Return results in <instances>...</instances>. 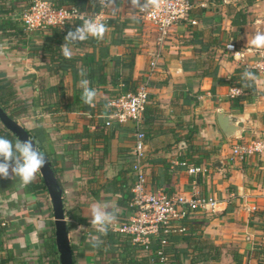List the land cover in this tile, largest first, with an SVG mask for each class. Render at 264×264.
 I'll return each instance as SVG.
<instances>
[{
	"label": "crops",
	"instance_id": "obj_1",
	"mask_svg": "<svg viewBox=\"0 0 264 264\" xmlns=\"http://www.w3.org/2000/svg\"><path fill=\"white\" fill-rule=\"evenodd\" d=\"M31 2L0 0V88L7 94L12 88V119L42 137L40 149L53 162L74 263L108 264L93 248L92 238L103 235L89 223L94 204L131 213L121 205V181L128 176L131 187L135 131L131 123L106 126V104L145 83L150 190L217 201L214 212L189 216L204 223L195 233L210 244L201 243L195 264H264V154L231 155L235 144L264 136V73L252 69L264 61V48L250 44L264 33V0H191L188 19L165 40L140 20L139 7L121 0L115 10L106 5L97 13L107 21L103 39L70 44V59L57 48L65 41H50L48 30H7L10 22L21 25ZM240 69L253 71L255 92L239 88L241 95L231 98L237 87L228 81ZM82 80L97 91L92 105L81 99ZM219 112L238 119L230 139L218 128ZM191 167L207 172L194 177ZM38 180L25 185L19 177H0V264H47L42 245L53 215L47 193L29 186ZM175 248L189 250L181 264L194 262L188 243Z\"/></svg>",
	"mask_w": 264,
	"mask_h": 264
},
{
	"label": "built area",
	"instance_id": "obj_2",
	"mask_svg": "<svg viewBox=\"0 0 264 264\" xmlns=\"http://www.w3.org/2000/svg\"><path fill=\"white\" fill-rule=\"evenodd\" d=\"M100 5L103 8L106 6V4L102 5L101 3ZM192 8L191 0H166L159 11H154L151 7L147 10L138 8V15L142 22L157 31L160 39L165 40L178 25L188 19ZM99 14L94 12L82 13L74 7L69 10H57L49 0H32L31 5L21 13V22L26 31L33 32L39 29L46 30L49 27L61 28L74 20H81L82 22L89 18L100 20ZM227 49L233 50V46L228 45ZM252 69L264 73V61L253 65ZM241 93V89L233 88L230 96L234 98ZM147 103L148 92L145 83L140 84L134 92L110 99L106 104L107 121L105 125L131 123L135 131L131 149L133 180L130 207L133 211L130 215L125 216L122 213H117L116 221L109 226L107 232L118 235L120 238H128L133 245H142V253L148 255V253L150 254L148 245L151 237L161 235L162 238L159 242L161 246H164V236L184 232V228L178 225L180 221L189 218L196 211L214 212L217 201L214 198L188 199L185 196L169 195L162 191L153 192L150 190L145 168L147 158L146 135L143 132V112ZM262 154H264V136L251 142L235 144L231 150L232 157L239 160ZM187 172L189 175L197 177L204 175L207 168L191 167ZM156 255L161 257L162 264L166 262L160 249L156 251Z\"/></svg>",
	"mask_w": 264,
	"mask_h": 264
},
{
	"label": "trees",
	"instance_id": "obj_3",
	"mask_svg": "<svg viewBox=\"0 0 264 264\" xmlns=\"http://www.w3.org/2000/svg\"><path fill=\"white\" fill-rule=\"evenodd\" d=\"M49 1L52 4V6L57 10H60V9L69 10L72 7H74L79 12H82V13H89V12L98 13L103 8L100 5V0H49ZM31 3L29 4V6L31 5ZM120 3H121V0H116L115 7H118ZM232 23L236 25L237 22L233 21ZM79 26H82V21L74 20V21L67 23L65 26L61 28L49 27L46 30H48L51 33V38H49V40L51 41V40L57 39L55 42L59 44V43H62L63 40L65 41L64 38L69 31H72L76 27H79ZM18 28L25 30V27L22 24V22H21V25H18V23L10 22L7 30L14 29L13 31L17 32ZM57 48L60 49V45H58ZM246 72L251 73L253 75V71L240 69L235 74L231 75L228 82L230 86L242 88L244 92L253 94L255 92L254 82L252 79L246 78L244 76ZM10 88L11 87H8L9 94L3 92L2 88H0L1 90L0 91V107H2V109L5 112H7L11 118H14L16 117V114L12 110L11 103L13 101L11 100L13 98V92L11 91L12 88L11 89ZM235 101H239V99L237 98ZM145 110L146 109H144L143 117L146 118L145 119L146 123L150 124L149 120L147 121L148 119L147 116H145L146 115ZM143 132L145 133V135L150 133L149 131L146 133L144 128H143ZM0 136L6 137L7 139L13 142L17 141V139L11 133L6 131V129L1 124H0ZM30 137L35 140L36 145L38 149L40 150V152L43 155H45L52 163L54 175L60 185V188H62L61 183L59 182V179L57 177V172L55 171V168L53 166V162L49 158V155L45 154L40 149V143H41L42 137H38L34 135H30ZM129 161L130 159L128 160V162ZM199 165H200V162L198 161L196 164H192L190 166H199ZM124 174L126 177V172H124ZM37 178L39 179L38 182L35 184H31L29 186L32 188V190H34L33 192H35V194L37 193L46 194L45 187L42 183L41 178L39 177V174H37ZM127 180H129L128 176L126 179L124 178L123 181H121L122 186H123L122 188H125V190L122 191L121 189L120 191L126 194L124 198V203H122L121 205L127 207V209L128 208L131 209V212H132L133 209L130 207V202L132 199L131 187L126 186ZM203 224L204 223H202V221H197L195 219H189V218H186L180 221L178 225H180L182 228H186L187 232L184 234L181 233L182 235L180 236L174 235V234H168L164 236L165 238L164 246H161L159 242L160 239L162 238L161 235H160L161 237L160 236L151 237L150 243L148 245V248L150 249L149 251L150 254L148 253V255L142 253V250H143L142 245L140 244L133 245L131 244L128 238H120L118 235L112 234L110 232H107L106 235L103 234L101 236H97L98 241L95 242V244L93 245V248L96 251V253H98L99 255L105 256L108 264H150V262L151 264H162L161 257L156 255V251L159 249L162 251V257L166 259V262L163 264H181L179 262V259L181 258V256L186 255L189 250L187 249L178 250L177 248H175V245L185 242V243H188L190 251L195 254L191 259L192 261H194L192 262V264H195V263H198L199 262L198 259L202 257L201 255L202 248L200 247L201 243H204L208 246L210 245L208 244V242L201 240V238L195 233V231L197 230L195 227H197L198 230H200ZM1 232H2V228L0 227V234ZM192 242H194V244H192ZM211 249L217 251L219 248L213 247ZM42 250L44 251L43 257L46 258L47 264H59L57 261V252H56V248L54 244L53 226L51 228L50 233L47 234L46 237L44 238ZM72 259H73V255H72ZM73 264H75L74 259H73Z\"/></svg>",
	"mask_w": 264,
	"mask_h": 264
},
{
	"label": "clouds",
	"instance_id": "obj_4",
	"mask_svg": "<svg viewBox=\"0 0 264 264\" xmlns=\"http://www.w3.org/2000/svg\"><path fill=\"white\" fill-rule=\"evenodd\" d=\"M133 7H139L141 10H147L151 7L154 11H159L166 3V0H130ZM102 5H107L115 10L116 0H100ZM108 31L107 26L100 22L98 18H89L84 21L82 26L69 31L65 36V42L60 47L65 58L70 59L72 49L70 44L82 42L89 37L103 39ZM250 44L256 48H264V33H257L250 41ZM239 55V53H237ZM246 78H252V74L246 72ZM81 86L83 92L81 99L85 104L92 105L97 97V91L89 86L88 80H82ZM47 164V159L40 152L38 147L31 139L17 140L15 142L0 136V177L8 179L19 177L23 184H29L36 179L37 174ZM117 209H112L109 204H94L91 207V219L89 223L101 234H107V230L117 219ZM94 242L98 237L92 238Z\"/></svg>",
	"mask_w": 264,
	"mask_h": 264
},
{
	"label": "water",
	"instance_id": "obj_5",
	"mask_svg": "<svg viewBox=\"0 0 264 264\" xmlns=\"http://www.w3.org/2000/svg\"><path fill=\"white\" fill-rule=\"evenodd\" d=\"M216 119L219 130L228 139L233 137L239 130L236 117L219 112ZM0 124L17 140L31 139L36 145L35 140L30 137L28 132L14 121L2 107H0ZM45 158L47 164L41 169L39 175L51 204L57 261L59 264H73L69 227L64 216L63 190L54 175L52 163L46 156Z\"/></svg>",
	"mask_w": 264,
	"mask_h": 264
},
{
	"label": "rangeland",
	"instance_id": "obj_6",
	"mask_svg": "<svg viewBox=\"0 0 264 264\" xmlns=\"http://www.w3.org/2000/svg\"><path fill=\"white\" fill-rule=\"evenodd\" d=\"M39 174V173H38ZM39 177H40V175H39Z\"/></svg>",
	"mask_w": 264,
	"mask_h": 264
}]
</instances>
